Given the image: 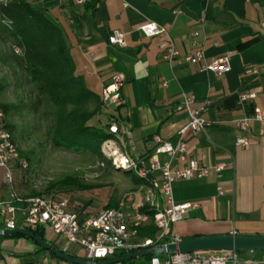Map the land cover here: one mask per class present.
Listing matches in <instances>:
<instances>
[{
  "label": "crops",
  "instance_id": "obj_1",
  "mask_svg": "<svg viewBox=\"0 0 264 264\" xmlns=\"http://www.w3.org/2000/svg\"><path fill=\"white\" fill-rule=\"evenodd\" d=\"M44 9L60 27L75 63V74L83 78L86 87L100 97L111 77L120 73L125 83L120 90L121 103L111 105L91 120V125L107 130L115 125L117 134L113 149L134 160L147 161L153 154L155 138L174 144L176 132L186 124V115L176 113L182 94L196 98L195 108L209 102L202 117L210 123L204 133L188 132L183 137L189 159L208 167V175L191 182L176 181L173 195L176 202L197 204L183 219L172 225L169 237L180 240L214 236H264V125L253 123L248 130L238 129L235 122L252 114L253 108L264 109V0H29ZM151 22L163 26L173 40L179 58L172 64L161 60L158 38H146L139 28ZM124 34L125 47L110 45L109 34ZM198 33L196 38L192 33ZM0 38V68L11 67L18 59L6 52ZM194 42L203 51L204 62L227 58L230 69L221 76L203 71L199 65L185 63L183 57L193 50ZM10 47L11 44H10ZM8 55V56H7ZM256 70V74L247 71ZM10 82L0 78V111L6 128L10 113L2 106ZM19 83L13 84L16 97ZM254 93L253 100L240 103L239 96ZM243 137L246 146H236ZM105 142V143H107ZM163 162L164 157H160ZM27 160V159H26ZM226 167L219 173L216 164ZM179 162L173 168H181ZM13 186L2 182L0 168V204L9 202L20 217L22 205L13 201L34 196L27 185V170L11 164ZM157 177V175H154ZM127 194H133L132 210H137L143 197L128 179ZM222 191V195H219ZM122 197L107 199L116 207ZM72 199V198H71ZM156 199L162 203L157 194ZM113 207V208H114ZM70 209L80 219L97 210L83 208L75 199ZM140 229L151 226L146 207ZM1 230H4L0 223ZM43 231V239L61 253L63 242L52 231ZM155 228V227H154ZM138 230V240L141 237ZM31 232V231H30ZM156 235V234H155ZM33 241V240H32ZM26 238L0 237V264H68L51 252ZM68 257L86 261L82 250L71 247ZM252 257L264 259V251L252 252Z\"/></svg>",
  "mask_w": 264,
  "mask_h": 264
},
{
  "label": "built area",
  "instance_id": "obj_2",
  "mask_svg": "<svg viewBox=\"0 0 264 264\" xmlns=\"http://www.w3.org/2000/svg\"><path fill=\"white\" fill-rule=\"evenodd\" d=\"M73 1L76 4L84 2V0ZM139 32L146 38H158L161 60L172 64L179 58V52L163 26L147 22L140 26ZM197 36L198 33H192V37L196 38ZM107 41L110 45L125 47L124 34L119 31L109 34ZM13 51L17 55L21 53L18 48H13ZM183 61L199 65L201 70L212 72L217 76L225 74L230 69L227 58L203 63V51L196 42L193 44L192 52L185 55ZM247 73L256 74L257 72L251 70ZM124 83V76L117 73L103 87L100 99L106 107L120 105V90ZM254 98V93L242 94L239 96V101L243 103ZM195 104L194 95L182 94L180 103L175 107V112L186 115V124L176 132L177 139L174 144L155 138L156 146L147 161L134 160L117 150L111 152L114 167L123 171H132L138 178L148 179V185L137 187L143 197V202L137 210L131 209L133 194L129 193L119 200L116 207L102 208L92 216L81 220L80 216L70 209L72 199L68 195L58 193L34 195L23 199L12 193L13 201L22 205L20 217H16L14 205L9 202L1 203L0 223L4 230L31 231L38 227H46L52 231L57 241L63 242L62 254L68 256L71 247H77L82 250L84 260L94 262L115 258V255L120 252L131 253L135 249L178 243L180 239L169 237V231L172 225L181 221L185 213L196 208L197 204L176 202L173 195V184L176 181L201 180L208 175L206 165L188 158L187 146L183 141V137L188 132L204 133L210 126V123L202 117L209 102H204L198 108L194 107ZM253 123L264 125V109L254 107L250 116L237 120L235 125L238 129L246 131ZM108 132L116 135L117 127L110 125ZM247 144V140L243 137L235 140L236 146H246ZM161 156L164 157L163 162H161ZM174 162H179L182 167L173 168ZM11 164L18 166L21 170H27L29 167L28 161L21 157L19 149L13 143L4 122V115L0 111V168L3 169L2 182L9 189L13 186ZM225 167V164L219 163L214 166V170L219 173ZM157 194L162 203L157 201ZM219 195H222V191H219ZM144 207L151 212L156 235L154 239L138 240V230L145 218V214L140 211V208ZM251 253L248 251L246 254ZM167 256L163 259L153 256L147 264H264V259L258 260L251 255L238 252H192Z\"/></svg>",
  "mask_w": 264,
  "mask_h": 264
},
{
  "label": "trees",
  "instance_id": "obj_3",
  "mask_svg": "<svg viewBox=\"0 0 264 264\" xmlns=\"http://www.w3.org/2000/svg\"><path fill=\"white\" fill-rule=\"evenodd\" d=\"M0 19L6 23L3 31L12 48L21 51L18 56L28 69L31 81L36 84L38 94L43 97L48 108L46 114L51 118L48 133L51 147L69 153L91 154L101 162L108 163L100 146L107 141H115V136L108 132V128L103 130L91 125V120L106 106L99 96L86 87L83 78L75 74V63L60 27L47 15L46 10L33 7L29 0H7L0 3ZM15 108L16 106H2L5 114ZM124 176L136 188L149 184L148 179L138 178L132 171H124ZM114 206L109 201L105 207ZM146 213L151 214L150 211ZM31 232L43 238L41 228H35ZM155 234L156 229L153 226L139 230L141 237L154 239ZM7 237L29 239L19 234ZM148 249H135L131 253ZM246 253L248 251L242 254ZM69 254L74 256L75 252L71 251ZM126 254L128 253L120 252L115 257ZM151 257V254H147L145 259L138 258L129 263L147 264ZM166 257L168 256H160L161 259Z\"/></svg>",
  "mask_w": 264,
  "mask_h": 264
},
{
  "label": "rangeland",
  "instance_id": "obj_4",
  "mask_svg": "<svg viewBox=\"0 0 264 264\" xmlns=\"http://www.w3.org/2000/svg\"><path fill=\"white\" fill-rule=\"evenodd\" d=\"M6 1L0 0V3ZM5 25L0 19V38L4 40L7 54L12 52L18 56L3 31ZM0 78L11 85L6 93L8 98L3 101L15 104L16 108L10 112L7 130L21 157L29 163L27 185L35 195L64 194L75 199L85 209L91 207L100 210L106 208L104 204L107 199L127 194L125 185H128V179L124 171L112 163L111 152L115 150L112 142L100 146L108 163L101 162L91 154L69 153L52 148L48 140L51 126V118L46 114L48 108L22 60L14 59L11 67L0 68ZM17 83L19 88L15 97L12 87Z\"/></svg>",
  "mask_w": 264,
  "mask_h": 264
},
{
  "label": "water",
  "instance_id": "obj_5",
  "mask_svg": "<svg viewBox=\"0 0 264 264\" xmlns=\"http://www.w3.org/2000/svg\"><path fill=\"white\" fill-rule=\"evenodd\" d=\"M19 234L33 240L45 251L51 252L55 257L67 263L74 264H122L144 258L147 254L152 256L157 255H175L187 254L192 252H238L243 253L247 251H264V236H214V237H198L180 240L178 243L164 244L159 247H151L146 251H139L128 253L124 256L115 257L106 261H81L70 258L59 251L55 250L51 245L45 242L32 232L24 229H16L14 231L0 230V237H7Z\"/></svg>",
  "mask_w": 264,
  "mask_h": 264
},
{
  "label": "bare ground",
  "instance_id": "obj_6",
  "mask_svg": "<svg viewBox=\"0 0 264 264\" xmlns=\"http://www.w3.org/2000/svg\"><path fill=\"white\" fill-rule=\"evenodd\" d=\"M115 156V155H114Z\"/></svg>",
  "mask_w": 264,
  "mask_h": 264
}]
</instances>
